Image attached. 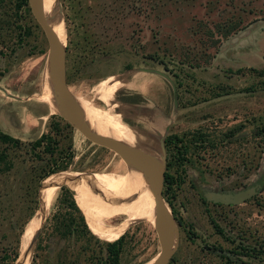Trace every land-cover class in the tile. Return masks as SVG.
Segmentation results:
<instances>
[{
  "label": "rangeland",
  "instance_id": "374dc122",
  "mask_svg": "<svg viewBox=\"0 0 264 264\" xmlns=\"http://www.w3.org/2000/svg\"><path fill=\"white\" fill-rule=\"evenodd\" d=\"M15 3L0 0V132L18 140L16 145L0 143V152L12 165L0 173V264H10L2 257H11L17 238L18 254L22 252L33 226L35 216L19 237L20 221L47 159L30 145L48 131L50 116L58 117L47 88L45 38L28 6L16 9ZM48 7L63 28L70 92L97 108H113L136 147L164 156V175L173 182L164 184L162 198L176 225L167 264H226L206 250L220 245L209 222L218 221V210L200 204L191 181L207 189L222 182V188L230 189L251 184L264 173V139L252 135L264 119V0H50ZM258 22L261 27L247 34ZM227 31L231 33L222 37ZM248 36L254 39L250 48L224 51L229 41L230 47L238 46ZM141 69L164 74L174 85L175 100L165 78ZM150 84L153 99L126 102L131 94L140 101ZM161 98L163 106L156 102L162 104ZM87 119L117 121L114 116ZM168 135L180 140L175 142L178 151L164 147ZM69 137L74 156L67 170L59 172L63 176L102 180L124 164L74 130ZM66 142L61 136L63 147ZM145 179L143 174L133 186ZM262 198L264 192L260 205ZM75 204L85 222L86 213ZM144 204L127 208L138 210ZM263 211L252 204L239 206L240 223L261 227ZM111 214L126 226L132 223L120 234L119 264H151L159 246L150 217ZM86 227L102 243L120 237L107 241ZM257 235L250 237V246H262L260 252L250 253V258L241 252L239 262L230 264H264V233ZM28 258V264H95L104 258V249L93 240L74 242L48 233L33 244Z\"/></svg>",
  "mask_w": 264,
  "mask_h": 264
},
{
  "label": "bare ground",
  "instance_id": "6f19581e",
  "mask_svg": "<svg viewBox=\"0 0 264 264\" xmlns=\"http://www.w3.org/2000/svg\"><path fill=\"white\" fill-rule=\"evenodd\" d=\"M49 1L50 0H41L40 9L50 18L54 34L58 37L59 41L64 44L65 37L63 36V28L62 26L60 27L56 20L54 12L48 7ZM48 86L49 84H47V88ZM45 94V101L50 105L52 101L51 97L48 95L49 93H47V89L45 90ZM73 97L81 109L84 123L88 130L122 142L128 146L135 147V139L126 135L124 124L121 122L120 116L113 113V108H106L104 110L95 107L89 101L82 98L77 99L78 97L74 95ZM53 109L57 112L54 103ZM102 116H114L117 121L112 122L87 119ZM152 146H154V143ZM145 153L154 160H159L155 153ZM142 175L143 172L141 169L127 163L122 165L118 173L112 174L102 180L90 179L81 174L69 177L66 175L63 176L60 173H55L43 180V185L45 186L40 191V198L44 202L45 209L47 210L57 187L63 185L69 188L74 192L73 197L79 208L86 213L85 218L87 225L90 226L93 233L104 239L114 235L117 238L122 231L132 223L126 226L127 222L125 220L113 218L114 214H111L112 212H124L130 214L135 219H142L149 216L151 223L155 226L156 216L154 198L148 180L145 179L139 184L133 186L139 181ZM104 182H107L108 184H103ZM143 202H145V204L138 210L127 208ZM39 216V214L36 215L33 220V226H29L28 234L30 236H27L25 244L21 249V257L18 258L16 264H28L29 258L28 255L25 254V248L32 233L39 226Z\"/></svg>",
  "mask_w": 264,
  "mask_h": 264
},
{
  "label": "water",
  "instance_id": "95a60500",
  "mask_svg": "<svg viewBox=\"0 0 264 264\" xmlns=\"http://www.w3.org/2000/svg\"><path fill=\"white\" fill-rule=\"evenodd\" d=\"M29 12L35 21V23L40 28L46 44H47V54H46V72H47V83L50 86V91L53 98V103L57 109V116L60 117L64 122H66L72 130L78 132L85 140L94 144L96 146L105 148L114 154H116L124 163L134 165L142 170L146 179L149 182L151 192L154 198V206H155V234L156 240L159 246V252L155 256L154 260L151 264H167L170 256L175 247L176 240V225L172 215L164 203L162 198V187H163V179H164V167H165V159L164 156L157 155L159 160H154L150 156H148L144 149L138 147H131L122 142L113 140L111 138L99 135L95 132H92L86 128L84 123L83 115L80 107L75 101L72 93L68 89L66 84L65 77V46L62 44L58 37L54 34L52 23L50 18L43 13L40 9V1L41 0H26ZM261 27V23H255L247 28L246 33L250 34L254 30ZM141 72L145 73H154L163 78H165L170 84L172 88L173 99L175 100L176 93L174 85L171 81L162 73L141 69ZM161 146V151H162ZM150 153V152H149ZM154 153V152H151ZM45 185H42L39 188V205L38 209L34 213V215L29 219V221L36 215H40V223L38 228L32 233L25 251L28 255V252L31 250L33 244L36 242L38 235L40 233V229L42 223L46 218L45 212V204L40 198V191L44 188ZM63 185L58 186L60 188ZM262 184H258L254 187H250L247 190L236 194H213V193H204L200 189H198V194L203 198V200L224 204V205H234L242 202L243 200L252 197L255 195L261 188ZM67 188V187H66ZM72 195L74 192L67 188ZM28 221V222H29ZM27 222V223H28ZM26 223V224H27ZM22 253V252H21ZM18 254V258L20 254ZM26 256V255H25ZM15 261V262H16Z\"/></svg>",
  "mask_w": 264,
  "mask_h": 264
},
{
  "label": "trees",
  "instance_id": "16d2710c",
  "mask_svg": "<svg viewBox=\"0 0 264 264\" xmlns=\"http://www.w3.org/2000/svg\"><path fill=\"white\" fill-rule=\"evenodd\" d=\"M15 1L16 9L27 6L26 0ZM182 1L192 2L193 0ZM217 1L218 0H215V2ZM26 10L28 9L26 8ZM235 29L236 27L234 26L231 28V31H234ZM230 33V31H227L224 35H222V37H226ZM241 71V69L236 70V72ZM71 131V127L62 119L56 116H50L48 131L46 133H42L30 145L32 151L41 150L44 154L47 155V159L44 166L40 169L42 173H39L37 175L34 182V191L30 200V206L27 208L25 215L19 224V237L21 236L26 223L38 209V191L40 183L52 174L66 171L72 161L74 155L73 151L71 150V142L69 137ZM252 135L254 137L264 139V119L254 127ZM61 136L67 141L65 147H63V145L60 143ZM175 139L176 138L174 135L167 136L163 142L164 147H166L167 149L171 148V145H173L172 141ZM0 143L5 145H16L18 143V140L5 133L0 132ZM37 157L39 159V156ZM11 167L12 165L6 160L5 154L0 152V173L8 171ZM85 222L80 210L75 204L73 195L65 186H61L58 189L55 197L53 198V201L49 208V213L42 223L40 233L36 241L40 240L41 235H47L48 233L51 236H56L60 239H73L74 242H79L82 240H93L95 243L103 246L104 249V258L102 260H99V262L95 264H119V255L121 252L123 236H120L118 239H116V236L114 235L112 237L104 239L107 241L116 239L112 242H99V240L89 232L86 227L87 223L85 224ZM15 244V248L11 251V257L8 254H4V256L2 257V259L5 261L9 260L10 264L14 263L18 257V238Z\"/></svg>",
  "mask_w": 264,
  "mask_h": 264
},
{
  "label": "flooded vegetation",
  "instance_id": "af4514ba",
  "mask_svg": "<svg viewBox=\"0 0 264 264\" xmlns=\"http://www.w3.org/2000/svg\"><path fill=\"white\" fill-rule=\"evenodd\" d=\"M176 93V91H175ZM166 97V96H165ZM164 97V99H166ZM163 98V97H162ZM161 100L163 101L164 99ZM158 105H165V102L163 101L161 104V101H156ZM137 104H142V98L140 101H138ZM42 134V133H41ZM40 134V135H41ZM39 135V136H40ZM38 136V137H39ZM170 136V135H168ZM175 136V135H174ZM176 138V136H175ZM173 145L170 149H175L178 151L177 147L175 146L176 143H180V140L176 138L172 141ZM176 142V143H175ZM166 148V147H165ZM167 149V148H166ZM172 183L173 179L171 176L164 175L163 179V186L164 184ZM258 184H262L260 190L253 195L252 197H249L245 200H243L240 203L234 204V205H224V204H218V203H212L203 200L201 196L198 194V189L203 191L204 193H213V194H236L239 192H242L244 190L249 189L250 187H254ZM163 189V187H162ZM191 189L197 196L199 202L201 205L216 208L218 210V221L210 220V226L214 231V236L218 239V242L220 245H233V248H223L219 245V247H215L214 245H208L206 246V250L208 253H215L216 256L220 257L221 260H224L226 264L230 263H237L240 260L241 252L242 255L245 257L248 256L250 258L251 254H256L260 252V250L263 248L260 245H253L250 246V237L252 236H258L259 233H264V223L261 224V227H254L250 229V224H247L243 226V224L240 223L239 215H238V207L242 205H248L250 207V204L255 205L257 208H261L264 210V198H262V204H259L260 195L264 192V173L253 183L245 184L241 187H234V188H222V182H220L219 188L216 189H207L203 186H201L197 181H191ZM264 214V211L262 212ZM179 226V224H178ZM121 236L124 237L122 234ZM253 239V238H251ZM256 239V238H255ZM254 239V240H255ZM257 241L259 238L256 239Z\"/></svg>",
  "mask_w": 264,
  "mask_h": 264
},
{
  "label": "crops",
  "instance_id": "0c3cea01",
  "mask_svg": "<svg viewBox=\"0 0 264 264\" xmlns=\"http://www.w3.org/2000/svg\"><path fill=\"white\" fill-rule=\"evenodd\" d=\"M253 41H254V39L250 41V36H248V38L245 39L241 45L239 44L238 46H234V47H230L233 42L229 41L228 44L224 45V51L225 52L226 51H236L237 49H239V48L241 49V48L246 47V46H247L246 48H250V43H253ZM228 47H230V48H228ZM155 95L156 94L154 93L153 86L150 84L149 86H147V91L145 92V96L141 95L140 98L150 100V99H153ZM126 97H128L127 99L129 100L126 102H131V104L137 105V101L139 100V98H137L138 95L131 94L130 96H126Z\"/></svg>",
  "mask_w": 264,
  "mask_h": 264
}]
</instances>
